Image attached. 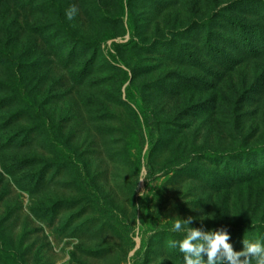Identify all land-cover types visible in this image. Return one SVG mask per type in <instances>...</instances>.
I'll return each mask as SVG.
<instances>
[{
  "label": "rangeland",
  "instance_id": "1",
  "mask_svg": "<svg viewBox=\"0 0 264 264\" xmlns=\"http://www.w3.org/2000/svg\"><path fill=\"white\" fill-rule=\"evenodd\" d=\"M260 36L264 0H0V264H183L178 217L264 241Z\"/></svg>",
  "mask_w": 264,
  "mask_h": 264
},
{
  "label": "clouds",
  "instance_id": "2",
  "mask_svg": "<svg viewBox=\"0 0 264 264\" xmlns=\"http://www.w3.org/2000/svg\"><path fill=\"white\" fill-rule=\"evenodd\" d=\"M76 12L75 6L71 7L65 13L66 18L72 20ZM192 219L178 217L171 226L172 232L183 234V239L171 242V246L182 254L183 264H264V241H243V248L234 251L226 228H193L189 226ZM198 219L203 221L208 217L202 214Z\"/></svg>",
  "mask_w": 264,
  "mask_h": 264
},
{
  "label": "trees",
  "instance_id": "3",
  "mask_svg": "<svg viewBox=\"0 0 264 264\" xmlns=\"http://www.w3.org/2000/svg\"><path fill=\"white\" fill-rule=\"evenodd\" d=\"M219 13H221V11L219 12ZM218 13V14H219ZM228 19H230L229 17H227ZM228 26H231V27H233V28H235V29H237V32L236 33H234V35H236L237 34V36L238 37H240L241 39H244L248 34V32H252V30H250L249 28H250V26H246V25H243V24H238L237 22H235V21H230V23L228 22V24H227ZM235 32V31H234ZM259 43L260 44H263L264 43V38H263V36H260L259 37ZM246 52L247 53H249V51H247L246 50ZM261 148H264V147H261ZM261 148H259L258 150H257V153H259V151L261 150ZM231 154H233V153H229V154H226V155H223L224 157L225 156H230ZM237 155H240L239 157H240V159H243L246 155H247V152L246 151H240V152H238V153H236Z\"/></svg>",
  "mask_w": 264,
  "mask_h": 264
}]
</instances>
